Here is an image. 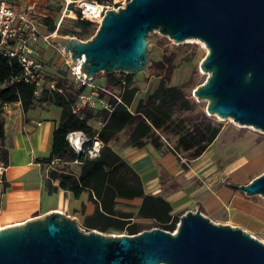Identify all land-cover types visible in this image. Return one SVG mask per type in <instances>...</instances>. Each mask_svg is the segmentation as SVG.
Here are the masks:
<instances>
[{
  "label": "water",
  "instance_id": "water-1",
  "mask_svg": "<svg viewBox=\"0 0 264 264\" xmlns=\"http://www.w3.org/2000/svg\"><path fill=\"white\" fill-rule=\"evenodd\" d=\"M103 12L85 40L50 37L71 65L80 62L84 78H148L153 34L173 44L196 39L206 49L198 64L206 77L189 96L206 102L205 115L264 134V0H127ZM227 186L264 200V171ZM0 264H264V244L197 209L180 215L172 233L152 227L131 235L85 231L50 211L0 227Z\"/></svg>",
  "mask_w": 264,
  "mask_h": 264
},
{
  "label": "trees",
  "instance_id": "trees-1",
  "mask_svg": "<svg viewBox=\"0 0 264 264\" xmlns=\"http://www.w3.org/2000/svg\"><path fill=\"white\" fill-rule=\"evenodd\" d=\"M41 21L46 32L53 31L51 19ZM94 29L95 25L90 22L69 19L57 33L85 40ZM149 40L152 47L157 46L158 55L155 58L148 56V78L157 77L158 83L132 109V100L140 90L135 74H96L90 81L96 86V97L103 99L107 107H84L73 112L77 96L89 89L76 87L64 64L52 70L49 63L41 62V84L37 89L33 83L20 80L21 67L14 59L0 54V104L18 102L22 112H26L49 103L60 110L51 133L47 158L39 160L41 164L54 161L43 184L47 194L61 189L77 198L86 193V201L93 205V210L90 214H83V204L79 205L82 216L79 226L85 231L131 235L157 227L172 232L178 218L170 214L169 203L160 196L143 192L138 175L117 150L150 144L156 150L167 147L189 160L201 155L220 132L218 123L195 109L196 104L183 90V85L169 83L176 67L174 47L156 34ZM148 78L142 76V83ZM49 82L53 83L54 89L49 88ZM73 132L85 137L77 151L67 142V135ZM1 137L0 118V140ZM94 141L98 143L97 153L88 157L86 150ZM6 158L7 151L0 143V163L6 164ZM134 198L140 199L135 211L116 207L117 199Z\"/></svg>",
  "mask_w": 264,
  "mask_h": 264
},
{
  "label": "crops",
  "instance_id": "crops-1",
  "mask_svg": "<svg viewBox=\"0 0 264 264\" xmlns=\"http://www.w3.org/2000/svg\"><path fill=\"white\" fill-rule=\"evenodd\" d=\"M9 1L17 9L32 6L39 29L45 34L48 32L45 31L42 19L52 20L54 29L50 33L54 32L55 35H59V27L72 19L61 17L62 0ZM43 47L39 44L35 48L37 57L41 62L50 65L52 62L49 56L57 53ZM157 83V77H149L144 94H135L131 109L138 100H144ZM59 111L58 107L48 103L43 107L22 112L19 103H16L10 104L7 110L0 113V143L7 151L6 164L1 163L0 227L22 223L50 211L62 212L75 218L80 224V203L83 204V214L92 212L93 205L86 201L85 192L72 198L61 189L47 194L44 188L43 180L47 173L45 174L44 165L39 160L47 158L51 133L57 123ZM95 143L98 147V143ZM213 144L214 141L201 155L189 160L167 147L156 150L150 144L141 148L121 147L117 153L138 175L145 194L160 196L169 203L171 215L178 218L186 211L197 209L213 223L228 224L249 232L252 221L251 197L228 187L226 177L220 178L215 170L216 165H213ZM116 201L118 209L135 211L140 199ZM141 222L149 223L147 220Z\"/></svg>",
  "mask_w": 264,
  "mask_h": 264
},
{
  "label": "built area",
  "instance_id": "built-area-1",
  "mask_svg": "<svg viewBox=\"0 0 264 264\" xmlns=\"http://www.w3.org/2000/svg\"><path fill=\"white\" fill-rule=\"evenodd\" d=\"M126 1L62 0L61 17L87 21L96 26L101 20L104 10L123 6ZM9 13L11 15H8ZM54 35V32L45 34L40 31L32 6L17 9L12 6L9 0H0V54L14 59L19 64L21 67L20 80L25 83H33L37 89L40 87L43 65L37 57L35 48L41 44L46 48L53 49L61 56L62 63L68 68L69 75L76 87L89 89L88 92H82L77 96L72 108L73 112L84 107L106 108L105 101L95 95L96 86L78 71L80 62L75 61V64L71 65L68 56L63 54L62 49L51 43L50 37ZM48 86L54 89L52 82H49ZM16 103L18 102L0 104V113L7 110L10 104ZM75 141H78L77 145ZM84 141L85 137L81 133L73 132L67 135L68 144L76 151L80 149ZM97 148L96 143L92 142L91 147L86 150L87 156H95ZM53 163L54 161H50L43 164L45 174ZM2 171L3 165L0 163V175Z\"/></svg>",
  "mask_w": 264,
  "mask_h": 264
},
{
  "label": "rangeland",
  "instance_id": "rangeland-1",
  "mask_svg": "<svg viewBox=\"0 0 264 264\" xmlns=\"http://www.w3.org/2000/svg\"><path fill=\"white\" fill-rule=\"evenodd\" d=\"M156 36L159 35L156 34ZM165 39L169 45L174 47L173 51L175 53L174 63L176 67L169 83L172 85H183V90L189 96L190 91L205 80L206 74L199 71L198 64L205 55L206 49L200 41L195 39L185 40L177 44H173L167 38ZM149 44L151 45V50L148 56L155 58L158 55L157 46L152 47L153 44L150 42ZM49 57L52 62L49 66L52 70L63 66L59 54L50 55ZM140 74H135V78L139 79L140 90L138 94L141 93L143 95L146 83H142ZM189 97L192 98L191 96ZM193 101L196 104L195 109L204 112L206 102H196L194 99ZM209 118L221 127L211 147L213 165H216L215 170L220 174V178L226 177L227 183L246 184L253 177L262 173L264 171V134L252 127L240 126L231 119H221L215 116H209ZM250 204L252 221L249 225L250 230L247 232L264 244V200L258 196H251ZM77 224L78 226L80 225L78 220ZM106 234L124 233L106 232Z\"/></svg>",
  "mask_w": 264,
  "mask_h": 264
},
{
  "label": "bare ground",
  "instance_id": "bare-ground-1",
  "mask_svg": "<svg viewBox=\"0 0 264 264\" xmlns=\"http://www.w3.org/2000/svg\"><path fill=\"white\" fill-rule=\"evenodd\" d=\"M187 40H193V39H187ZM196 40V39H195ZM248 127V126H247ZM250 127V126H249ZM75 144H78V141H75ZM97 146V144H96Z\"/></svg>",
  "mask_w": 264,
  "mask_h": 264
},
{
  "label": "clouds",
  "instance_id": "clouds-1",
  "mask_svg": "<svg viewBox=\"0 0 264 264\" xmlns=\"http://www.w3.org/2000/svg\"><path fill=\"white\" fill-rule=\"evenodd\" d=\"M8 15H11L10 13Z\"/></svg>",
  "mask_w": 264,
  "mask_h": 264
}]
</instances>
